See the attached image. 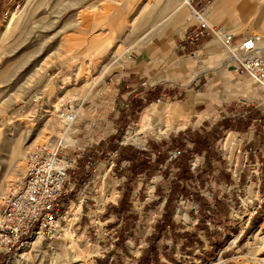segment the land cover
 <instances>
[{"label": "rangeland", "instance_id": "rangeland-1", "mask_svg": "<svg viewBox=\"0 0 264 264\" xmlns=\"http://www.w3.org/2000/svg\"><path fill=\"white\" fill-rule=\"evenodd\" d=\"M199 1L190 0L188 16L175 27L183 8L180 0H0V202L10 183L22 177L34 145L64 144L63 154L76 160L55 234L34 238L17 256L0 253V264H102L106 256V264H137L157 231L158 249L166 244L183 264H264V90L236 68L246 55L249 45L243 36L248 32L260 37L255 48L264 58V0H236L225 20L215 22L208 18L216 0L197 5ZM174 2L177 8L171 6ZM201 9L210 30L183 53L179 38L172 36L191 29L194 12ZM14 14L19 21L6 30ZM234 20H240L238 30H225ZM217 33L220 38L235 34V54L221 49L226 61L206 68L204 61L214 54L204 46ZM194 56V66L179 79L180 68L171 61ZM240 82L250 86L249 93L241 92ZM140 89L136 97L159 90L160 99L132 121L131 95ZM217 96L222 102L215 101ZM179 102H191L194 108L184 127L139 129L147 108ZM63 109L75 115L72 131L58 117ZM252 110L261 113L263 123L255 121L243 132L229 130L217 144L232 183L215 176L203 190L210 203L217 199L230 209L229 220L207 221L211 231L217 228L223 238L230 237L215 257L208 253V236L198 231L192 199L175 200L170 220L176 231L197 232L193 241L175 243L169 229H158L168 220L167 198L157 192L164 184L160 173L131 183V209L124 215L110 210L120 207L119 188L127 178L115 170L116 154L101 150V142L115 139L116 144L146 149L150 141H168L187 128L196 130L206 121L234 119ZM199 163L197 157L193 168ZM126 168L124 163L122 170ZM161 259L167 262L163 254Z\"/></svg>", "mask_w": 264, "mask_h": 264}, {"label": "trees", "instance_id": "trees-1", "mask_svg": "<svg viewBox=\"0 0 264 264\" xmlns=\"http://www.w3.org/2000/svg\"><path fill=\"white\" fill-rule=\"evenodd\" d=\"M142 90L140 89L131 95L134 98L132 121L136 120L137 113L160 99L159 90L147 91L145 96L136 97ZM258 120L263 123V116L255 110L245 115L240 114L234 119L223 116L218 121L204 122L196 130L187 128L177 134H172L168 141H150L146 149L116 144L115 139L101 142L99 148L101 150L107 148L110 153L116 154L115 170L120 171V174L127 178V181L119 188L121 194L120 207L112 206L110 210L118 216L124 215L131 209L129 204L131 183L137 178H143L147 182L160 173L164 179V184L159 185L157 192L167 198L164 218L168 220H165L163 226L159 225L158 229H169L175 243L182 239H186V242L193 241L198 236L197 232L181 233L176 231L175 223L170 220L171 207L175 200L180 197L192 199L196 206L195 210L199 213L198 231L202 230L208 236L209 245L212 247V251L208 253L215 257L226 246L230 237L227 235L223 238L222 233L217 228L211 231L207 221L221 217L229 220L230 209L217 199L216 203H210L204 196L203 190L215 176L220 179L225 178L228 184L232 183L230 175L226 173L223 167L224 162L217 144L227 131H246L252 123ZM173 154H175L174 157H172ZM197 157H199L200 163L193 168V160ZM124 163L127 164V168L122 170ZM165 186H168L167 190H164ZM160 235V231L153 234L150 246L143 250L137 264H183L177 260L175 253L166 244L162 245L161 250L158 249L156 241L160 239ZM197 242L203 244L199 240ZM162 254L167 262L162 261ZM108 260L109 256H106L101 263L106 264Z\"/></svg>", "mask_w": 264, "mask_h": 264}, {"label": "built area", "instance_id": "built-area-1", "mask_svg": "<svg viewBox=\"0 0 264 264\" xmlns=\"http://www.w3.org/2000/svg\"><path fill=\"white\" fill-rule=\"evenodd\" d=\"M194 18L193 27L179 34L192 46L204 39L210 30L202 9L194 12ZM234 36H224L233 57ZM259 41L260 37L256 35L245 39V45L249 46L245 57L237 61L236 68L264 90V58L255 48ZM58 117L66 126L73 125L76 119L65 109L59 111ZM63 149L62 144L52 146L44 142L34 145L26 155L22 177L10 183L0 202V253L17 256L34 238H51L57 231L69 173L76 163L63 154Z\"/></svg>", "mask_w": 264, "mask_h": 264}, {"label": "crops", "instance_id": "crops-1", "mask_svg": "<svg viewBox=\"0 0 264 264\" xmlns=\"http://www.w3.org/2000/svg\"><path fill=\"white\" fill-rule=\"evenodd\" d=\"M181 4L183 5V8L180 7V9H178V16H176L174 24L175 27L178 26L179 22L182 21V19L186 18V16H188V8L190 6V0H180ZM203 1L205 0H200L197 5L201 4V2L203 3ZM236 0H216L214 2V7H213V11L211 12V14L209 15L208 20L210 19L212 22L214 21H224L226 18V15L230 12V8L235 4ZM178 3V2H177ZM177 3H173V5L171 6H175ZM159 4V3H158ZM157 4V5H158ZM244 9L248 8L249 3L246 2L244 4L241 5ZM178 5L175 6V8H177ZM243 9V10H244ZM228 17V16H227ZM240 20H234V23L230 24L229 27L227 26L225 30L234 33L236 30H238L239 26H240ZM178 24V25H176ZM173 27V28H175ZM223 29V27L221 28ZM175 30H177V28H175ZM174 30V32H175ZM173 32V33H174ZM223 32V30L221 31ZM179 33H174V35L172 36V38L174 36L179 38L180 44H181V50L183 53H187L189 52V50L192 48L190 47L189 43L184 42L180 35H178ZM235 35V34H234ZM215 39H213V41L207 43L204 47L206 49L209 48V45H212L213 47H215V49L213 48L212 50L207 51L205 49V52H213L214 56L211 57L208 60L204 61V65L206 66V68H214L218 65H221L223 62L226 61V55H223L222 52H220L221 49H225V41L224 38H220V34H216L215 35ZM250 37L249 32L244 34L243 36V40L245 41L246 38ZM234 40H235V36H234ZM233 40V42H234ZM232 42V43H233ZM170 44L165 45L164 48L168 49V47L170 45H172V40L169 41ZM211 49V48H209ZM247 52V51H246ZM245 53V51H244ZM196 57L194 56L193 58H189L187 60H184L183 58H174L171 61V66H179V73H177V76L179 79H183L186 75V71L188 69H192V67L194 66V59ZM199 70L196 71V73H198ZM246 82H240L239 86H241V92L242 93H249L250 92V86L249 88H245L244 85ZM233 86V85H228ZM251 87H255L256 86H251ZM146 91V90H145ZM231 96V95H230ZM139 97H142L141 95ZM235 97L234 95L231 96V98ZM215 101L217 103L222 102V98L220 96H217ZM194 108L191 104V102H179V103H174V104H164V103H155L154 105H152L150 108H147L140 119V122L138 124V127L140 130H153L154 127H162L165 129V131L168 130H172V129H179L184 127L187 124L188 118L190 117V115L192 114ZM160 122V123H159ZM72 131V130H71ZM71 138V137H70ZM72 139V138H71ZM72 141V140H71Z\"/></svg>", "mask_w": 264, "mask_h": 264}, {"label": "bare ground", "instance_id": "bare-ground-1", "mask_svg": "<svg viewBox=\"0 0 264 264\" xmlns=\"http://www.w3.org/2000/svg\"><path fill=\"white\" fill-rule=\"evenodd\" d=\"M82 1V0H81ZM75 2V1H74ZM78 2V1H77ZM76 2V3H77ZM80 2V1H79ZM78 2V3H79ZM73 4V3H72ZM71 4V5H72ZM75 7H77V6H75ZM74 7V8H75ZM71 8H73V6L71 7ZM85 8V7H84ZM82 16V14L80 13L79 15H78V17L80 18ZM19 21V17L17 16V14H14L13 16H12V18H10V20L7 22V23H9V25L6 27V30H8V29H10V28H12V26L15 24V23H17ZM79 21H80V19H79ZM225 44V43H224ZM225 48L227 49V51L229 50V48H228V46L225 44ZM160 123V122H159ZM66 128H67V130H71V128H72V125L71 126H66ZM160 131L161 132H165V129L164 128H160ZM62 145H64V144H62ZM35 241H37V240H35ZM35 241H33L31 244H33L34 246H36L38 243L37 242H35Z\"/></svg>", "mask_w": 264, "mask_h": 264}]
</instances>
